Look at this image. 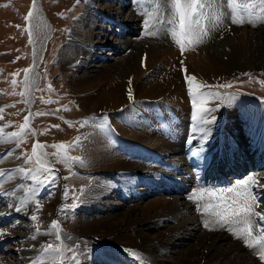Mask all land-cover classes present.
Listing matches in <instances>:
<instances>
[{"label":"bare ground","instance_id":"6f19581e","mask_svg":"<svg viewBox=\"0 0 264 264\" xmlns=\"http://www.w3.org/2000/svg\"><path fill=\"white\" fill-rule=\"evenodd\" d=\"M205 3L203 11L209 19L202 23L207 26L208 34L199 44L183 41L185 50L182 54L180 46L175 43L170 32L163 30L164 27L159 28L161 30L156 35H148L147 31H155L157 24L151 29H146L144 23L145 20L152 22L154 18H160L159 20L171 18V0H87L85 19L89 18L90 21L87 31L83 32L78 29L79 27L72 29L70 37L65 41L70 50L66 51L65 58L62 57L61 61L65 69L73 71L68 84L76 101L83 105L87 113H95L98 109L108 113V116H103L101 120L87 122L78 140L83 147L84 164L87 165H84V168L91 171L97 169L96 171H102L104 175L95 176L93 184L87 185L83 196L85 203L81 204L80 220L75 231H66L64 224L58 222L62 229L61 237L66 243L74 241L82 245L84 242L94 243L98 240L106 245L105 251H115L113 255L121 258L119 264H141V260L143 264H264L258 255L264 250V242L254 248L247 247L244 243L246 233H242L243 223L234 224L231 228L222 226L217 223L218 217L214 215L215 207L208 212L203 211L206 205L217 204L221 193L226 198L233 195L228 193L224 186L216 187V184L221 183L220 177L222 179L225 173L238 174V170L232 167L241 169V166L245 165L244 169L249 171V162L253 163L252 165L260 164L261 169L264 167V100L260 99L261 103L257 105L251 104L250 96H248L250 99H247L241 93L234 95L232 91L216 85L223 79L233 76V72L264 68V23H257V26L253 27L245 17L243 25H234L229 18L230 10L226 0H205ZM126 9L129 10L126 12ZM215 17H219L218 27L214 26L212 18ZM171 27L169 24L168 28ZM241 30L244 31L242 34L239 33ZM127 32L134 34V37H127L131 36L130 34L125 36L124 33ZM82 34H85V39ZM112 46L111 51L107 53L103 51ZM130 47L131 52L121 58L124 60L123 65H126L124 68L126 72L120 74L121 66L106 61L118 60L119 55ZM178 56L181 58L178 59ZM224 56L228 57L227 62L223 60ZM210 73L213 77L209 75ZM30 74L33 75L34 72ZM111 74L112 80H109V83L105 82L103 88L92 87L91 84L98 78L109 79ZM186 75L196 78L191 85L193 88L196 83L209 86L199 89V92L204 93L208 99L206 107L212 112L205 113L204 119L212 121L211 123L192 119L194 109L192 96L186 88L187 85L190 87L185 79ZM129 90L133 97L131 100ZM211 93H219L220 99ZM225 97H230V100H223ZM144 99H148L151 108L139 105ZM2 103L0 101V106ZM129 105L131 109H125ZM222 108L225 109L221 111ZM117 111H124L125 118L120 120L117 116L111 115ZM224 112L227 116H223ZM214 115L219 119L213 120ZM221 118L223 119L220 120ZM197 129L200 135H196ZM6 130L7 127L5 132ZM228 130L233 132L234 138L227 136ZM121 135L124 138H121ZM142 144H148L151 148ZM8 145L10 144L0 145V152L4 150L2 155L8 151ZM137 145L141 147L137 148ZM185 146L191 150L188 149V154L184 155V158L170 155L183 151ZM121 148H125L126 151L122 152ZM228 148H231L230 155ZM238 148L246 152V157L236 156ZM13 153V156L0 160L1 168L4 167L0 168V172L4 173L0 176V186L7 182L6 185L11 184L15 177L19 178L18 180L27 177L13 170L19 168L18 164L22 158L18 153ZM163 155H167L169 159ZM232 160L240 164H232ZM98 165L100 167H97ZM149 166L148 172L139 173L141 169ZM185 166L195 167V173L186 171ZM215 171L217 176L214 175ZM111 173L118 176H109ZM218 176L219 179L216 178ZM77 177L82 178L78 175ZM120 178H124L123 181ZM260 178L262 179L258 180L257 185L252 186V190L257 191V199L261 203L253 206L257 211H264L262 201L264 189L260 187L264 185V171L260 173ZM138 179L145 181L147 185V188L141 187L139 192L137 191L139 198L149 195L148 192L155 188L163 191L164 195L165 193L178 195L160 197L148 205L137 203L122 207L129 202L126 192L135 182L139 183ZM30 180L31 178L23 180V184ZM102 182L105 183L104 187ZM168 184L170 186H167ZM241 184L237 180L233 188ZM113 185L114 191L119 190L118 193L126 196L125 203L121 204L112 199L107 187L113 190ZM23 187L24 185L21 188ZM41 188L42 186L38 187L37 183H32L31 188L25 193L24 189L14 192L10 206L0 208V222L13 213L25 215L30 219ZM2 192L3 187H0V193ZM210 192L217 193V196H210ZM2 196L4 193L0 194V198ZM181 199L185 201L182 202ZM53 200L57 201L58 198L54 197ZM192 211L198 212L199 218H195ZM91 212L98 214L88 216L87 213ZM187 214L190 218L185 222L172 223ZM205 221L209 225L207 228L204 226ZM192 222H199L203 231L193 228V225L189 224ZM51 223L52 221L48 223L49 227ZM28 228L32 229V223H29ZM45 230V237L47 233L53 232L51 227L50 230ZM150 230H156L157 233L154 232L156 235L153 236ZM25 234L16 226L0 234L2 235L0 245L11 236ZM260 234L254 225L253 235ZM29 235L32 237L31 233ZM29 235L25 238H31ZM69 236L72 240H67ZM177 236L183 238L179 246L173 243ZM46 240L48 239L44 238L40 242L32 239H29V242L25 241L18 248L19 254H16L19 257L18 261L22 264L44 262L42 260L47 252L42 249L46 245ZM192 241H196V244L189 246ZM128 250L138 253L141 259H136ZM158 253L163 254L161 261L156 258L160 256ZM1 259L0 264H12ZM96 261L116 264V261L112 262L101 256Z\"/></svg>","mask_w":264,"mask_h":264},{"label":"rangeland","instance_id":"374dc122","mask_svg":"<svg viewBox=\"0 0 264 264\" xmlns=\"http://www.w3.org/2000/svg\"><path fill=\"white\" fill-rule=\"evenodd\" d=\"M86 2L87 0H79L78 3L77 0H36V7L35 9H33V0H0V101L3 102L0 106V108L3 109V112L0 113V116L3 117V119H0V123L5 125L9 124V122L11 123V127H7L8 130H6L5 133L16 132L19 131V126L24 123V116H30L29 128L31 131H26L23 134L22 139L24 140V142L20 143L21 137H15L12 138V142H10V145H8L9 149H11L13 152L18 153L19 157H22L20 159V164L23 167L18 164L19 168L17 167L13 170L35 167L34 164H25L24 162L25 156L31 154V149L35 142L46 145L47 147L44 149V151H46L47 153L61 151L51 146L60 143H64L66 146L74 144V142L79 140V137L82 134V129L87 122H92L91 120H101L103 116H108V113L100 109H98L95 113H87L83 105L76 101L75 95L71 93V88L68 84L73 71L65 69L63 62L61 61L62 57L63 59L65 58L66 51L70 50V46L66 45L65 41L70 37L72 29H77L79 27L78 29H81L83 32L87 31V25L90 21L89 18L85 19V15L87 14V8L85 5ZM30 10L33 11V16L29 21H26L24 17L29 13ZM127 10L129 9H126V12ZM60 13H62L63 16L58 15ZM163 17H165V15H163ZM168 19H170V17H165V19L162 18L161 20L165 21L164 24L156 23V28H168ZM26 28L29 31H25ZM243 32L244 31L242 30L239 31L240 34H242ZM29 33L32 34V38L34 40V43L32 44L29 43ZM124 34L125 36L129 34L131 35L127 37H134V34H132L131 32H127ZM82 36L83 39H85V34H82ZM112 48L113 46L105 48L103 49V51L107 53L111 51ZM130 52L131 47L130 49H127L126 52L119 55L120 60L111 59L107 60L106 62L118 64V66H121L119 68L122 69L119 70L120 74H123V72H126V69H124L126 65H123L124 60L121 58L123 56H127V54ZM112 58H114V56ZM177 58L180 59L181 57L178 56ZM223 60L227 62L229 59L227 56H224ZM178 66L179 65H177V68ZM24 69H31L30 73L34 72V74L31 75L29 73V77L31 79L33 76L32 79L35 80V83L31 86L26 97H22L21 95H19V93L25 91V85L23 83L25 76V73L23 71ZM211 74L212 73H210L209 75L213 77ZM111 77H113V74L109 76V79H106L105 77L98 78V80L94 81L91 85L92 87L98 86L100 88H103L105 82L109 83V80H112ZM13 79L16 81L15 88H13L11 83ZM121 81L122 79L119 80V82ZM219 84H231L232 87L225 89L227 91H232L231 93H235L234 95H239L241 93V95H244L245 98H251L250 100L252 101L249 100L251 104L257 105L264 100V68L242 72L237 71L236 73L233 72V76L216 83L217 86H219ZM49 85L51 86V90H49ZM186 88L188 91V85L186 86ZM248 96H250V98ZM41 98H43V100ZM25 99L30 102L24 103ZM47 100H51L52 102H43ZM254 100L259 101L255 102ZM139 105H142L143 107H150V102L148 101V99H144L140 101ZM127 108L131 109L130 105L125 109ZM122 109L124 108L122 107ZM223 109L225 108H222L221 111ZM40 112L46 113V115H36V113ZM111 115H115L119 119H122L125 118L124 115H126V113L124 111H117L111 113ZM179 115L180 114H178V116ZM223 116H227V114L224 112ZM215 119H219L217 115ZM222 119L223 118H221L220 120ZM99 124H101V122ZM56 125H58L59 127H54ZM32 133H34V135ZM125 134L129 135L128 133ZM227 134V136L234 138L233 132L231 130H228ZM196 135H200V131L198 129L196 131ZM120 137L124 138L123 135H121ZM7 144L8 143H4L2 145L5 146ZM17 144H19V147H17ZM142 145L150 147L148 146V144ZM136 147L140 148L141 146L137 145ZM185 147L183 148V151L179 153H171L170 155L184 158V155L188 154V149L191 150L190 147ZM82 148V145L78 143L73 147H68L66 151L67 156L72 158L78 157L79 159H70L66 162H57L56 157L51 155L48 156V160L52 162L54 173L47 175V178L42 175L41 180L43 182L37 183L38 187L42 186V188L39 190L40 195L35 204V210L31 213V217L35 215L37 217V220L33 221L31 218L29 219L25 217V215L21 216L13 213L9 216L10 218L7 217L5 220L0 222V234L5 233L7 230H12L16 226H18V229L21 233H26L25 236H11L5 239V241L0 245V259L2 258L1 260H8L12 264H22L20 261H18V255L16 256L17 253L19 254L18 248L21 247L25 241L29 242V239L31 240L33 236H36L35 240L38 242L42 241L44 238H47L48 240H46V244L57 246L59 244V241H56L55 235H46V237L44 236V232L46 231L45 229L50 230L48 224L50 221H61L62 225L64 224V228L66 229V231H75V228L79 224L80 220V207H82V205L85 203V201L83 200V196L86 193L85 189L87 185L93 184L95 176H100L101 174L104 175V173H101L102 171H96L97 169L95 170V172L93 170L91 171L84 168V165H87L84 164L85 161L83 160ZM228 150V153L230 155L231 148H228ZM1 151L2 152H0V157H8L5 155L7 152L2 155L4 150ZM121 151L125 152L126 149L121 148ZM236 152L235 154L236 156L238 155V158L241 155H244L246 157V152L243 151V149L238 148L236 149ZM250 153L253 154L252 152ZM22 154L24 155L22 156ZM163 156L164 158L169 159L167 155ZM233 163H237V165L240 164V162H237L236 160H232V164ZM97 167H100V165H98ZM188 167L186 171L194 174L195 167ZM244 167L245 165L241 166V169H243ZM3 168L4 167H2L1 169ZM148 168L150 169V166L141 169L139 173L144 174L148 172ZM262 171H264V168L256 170L254 172V176L251 179L255 178L257 180H261L262 178L259 179V174ZM11 173H13V171ZM111 174L109 176H118V174L116 173H114L113 175ZM53 175L55 179H53ZM77 175L82 178L79 179ZM225 175L224 180L227 181H225L222 186L233 188L235 186L236 177H233L228 173H225ZM247 176L248 173L246 172L243 173L240 178L246 181ZM27 178L29 179L30 176L25 177V179ZM18 179L19 178L16 177L13 178V180H11L13 182L11 184L9 183L8 185H6L8 182L1 184L0 187H3L4 190V192L2 193H4V196L7 195V197L2 196L0 198V206H2L0 208L4 209L12 202V194H14V192H16L18 189V192L24 189L23 192L25 193V191L31 188L32 183H36L31 179L28 183L25 182L23 184V180L25 181V179ZM122 179L124 178H120V180ZM138 180L139 183L138 181L135 182V184L131 186V189L129 188L128 192H126V195L129 198V202L127 203V205H123L122 207H128L129 205H135L137 203L148 205L152 204L153 201L158 200L160 197L165 198L178 195H171L170 193H165L164 195L163 191H161L159 188H155L150 191L151 193L148 192V197L144 196L139 198L137 194L139 192L138 190L141 187L147 188V185L145 184V181L140 179ZM22 185H24L23 188H21ZM103 185H105L104 182H102V187H104ZM167 186H170V184H168ZM107 188L109 190L110 196L113 200H115V202H120L121 204L126 202V196L122 195V193H118L119 190L114 191L115 185L112 186L113 190H111L110 187ZM65 193H67V196L65 195ZM119 195H122V197ZM54 197L58 198V200H53ZM181 197L183 199L184 195ZM184 201L185 199L182 200V202ZM73 204L77 206L75 208L71 207V205ZM14 207H16V205ZM49 208L54 210H49ZM95 212L87 213V215L97 216L98 212ZM196 213L194 212L195 218H199L197 216L198 212ZM188 218H190L189 214L182 216L181 218H179L180 220H175L172 223L179 224L185 222ZM27 222L32 223V229L28 228L29 223L27 226ZM199 222L201 221L199 220ZM199 222H192L189 224L191 226L193 225V228H196V230L200 231L199 229L202 230L203 228L200 226ZM37 227L39 228V233H37L36 231ZM150 232H152L153 236H155V233H157L156 230H150ZM28 233H31L32 237ZM28 235L31 238L26 239L25 237H28ZM1 236L2 235H0V237ZM182 241L183 238L177 236L173 240V243H175L174 245L179 246ZM69 244L73 245L75 249H77L75 255L77 256L79 263H87L89 262V260H91V263L89 262V264H103L97 263L99 261H96L100 256L106 258L107 260L110 259L112 262L116 261V264H119L121 261L120 257H115L113 255V252L115 251H105L106 245L98 240L94 241V243L84 242V244L82 245H80L79 243H75L74 241H71ZM194 244H196V241H192L189 246ZM158 254H160V256H157L156 258L161 261V257L163 256V254ZM44 255L45 258L44 260H42L44 262H41L40 264H54L52 260V256L54 255L53 253H45ZM66 255L71 257L72 253H66ZM46 256H49L50 258H47ZM67 262L72 261L71 259H68L65 261V263Z\"/></svg>","mask_w":264,"mask_h":264},{"label":"snow or ice","instance_id":"6c2138e0","mask_svg":"<svg viewBox=\"0 0 264 264\" xmlns=\"http://www.w3.org/2000/svg\"><path fill=\"white\" fill-rule=\"evenodd\" d=\"M79 0H77V3ZM227 7L230 10L229 18L231 23L234 25H243L245 22V17L247 18V22L255 27L257 23H264V0H226ZM33 9L36 7V0H33ZM206 7L205 0H171V8L172 14L171 18L168 19L167 24L172 25L171 28L165 27L163 30L166 32H170L171 36L175 40V43L178 44L181 48V53L183 54L185 50V44L183 41H187L189 44H199L203 42V37L208 34L207 26L202 23V21L209 19L206 16L203 9ZM63 16L62 13L58 14ZM33 16V11L30 10L29 13L24 17L26 21H29L30 18ZM178 18V19H177ZM214 21V26H219V17L212 18ZM146 25V29H151L155 26L156 23L164 24L163 20L153 19L152 22L149 20L144 21ZM161 29L157 28L155 31H147L148 35H156ZM25 31H29L27 28ZM29 43H34L32 38V34L29 33ZM25 73L23 83L25 85V91L19 93L22 97H26L31 86L35 83L34 79H30L29 73L31 69H24ZM186 72V69H185ZM185 79L189 82V94L192 96V107L194 109L193 113V120L199 119L201 122L204 123H211L212 121L204 119V114L211 111V109L207 108L206 105L208 104V99L205 97V94L199 92L201 88H207L208 85L196 83L195 87L193 88L192 82L195 81V77L191 75H186ZM13 88L16 86V81L13 79L11 81ZM217 87L220 88H230L232 87L231 84L219 85ZM49 90H51V86L49 85ZM16 94V93H13ZM217 99H220L219 93H211ZM132 94L131 90H129V100H131ZM43 100V98H41ZM223 100H230V97H225ZM222 100V102H223ZM27 99L24 100V103H29ZM45 103H51V100L43 101ZM14 106V105H13ZM3 112V109L0 108V113ZM36 115H46V113L40 112L36 113ZM0 119H3L0 116ZM215 117H213V120ZM30 124V116H24V123L19 126V131L5 133L6 127H11V123L7 125H0V145L4 143L12 142V138L21 137L20 143H23L24 140L22 139L23 134L28 131L30 132L29 128ZM54 127H59L58 125ZM34 135V133H32ZM79 141L74 142V144L65 145L64 143L55 144L51 147L56 148L61 151L47 153L44 149L47 147L44 144L39 142H35L31 149V154L25 156L24 162L25 164H34L35 167L30 168H20L16 171L23 173L26 176H30L32 180L36 183H42L41 176L43 175L47 178V175L53 174L54 169L52 167V162L48 160V156L56 157L57 162H66L70 159H79L72 158L67 156L66 151L68 147H73L75 144H78ZM19 147V144H17ZM39 150V151H38ZM202 151V149L200 150ZM198 153H194L197 155ZM6 156L10 157L13 156L14 153L11 149L7 151L5 154ZM24 154H22L23 156ZM3 159V157H0ZM4 173L0 172V176H3ZM53 179H55L53 175ZM258 180L253 178L243 182L236 188H229L227 189L228 193L233 194L230 198H226L223 193L219 196V202L215 205L208 204L204 207L203 211L208 212L209 209L215 207L216 211L214 215L218 217L217 223L221 224L222 226H229L231 228L234 224L243 223L244 228L242 229V233H246V239L244 243L249 248H254L256 245L262 244L264 242V211H257L256 208L253 206L254 204L259 205L261 201H259L252 190L253 185H257ZM262 189H264V185H260ZM67 196V193H65ZM210 196L216 197L217 193L210 192ZM195 199V195L193 196ZM77 205L73 204L71 207L75 208ZM18 211L20 209H17ZM253 218H256L253 220ZM33 221L37 220V217L33 215L31 217ZM254 225L259 229L260 235L254 236L253 235V227ZM204 226L207 228L208 222L205 221ZM51 229L53 232L47 233L48 235L55 234L56 241H59L57 246H53L52 244H46L43 247V251L47 253H53L52 260L54 264H65V261L71 259L72 264H78V258L75 255L76 249L73 245L68 244L65 242L64 239L61 237V231L59 223L56 220H53L51 225ZM37 233H39V228H36ZM32 239H36V236H33ZM67 240H72V237H67ZM131 254L136 257V259L140 260L139 254L135 251L128 250ZM66 253H72L71 257L67 256ZM259 259L264 261V250L259 252ZM141 264L143 261L141 260Z\"/></svg>","mask_w":264,"mask_h":264}]
</instances>
